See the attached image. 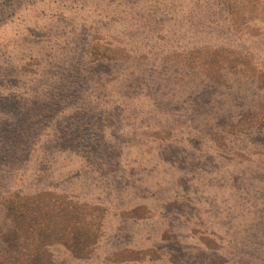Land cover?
<instances>
[{
    "label": "rangeland",
    "instance_id": "374dc122",
    "mask_svg": "<svg viewBox=\"0 0 264 264\" xmlns=\"http://www.w3.org/2000/svg\"><path fill=\"white\" fill-rule=\"evenodd\" d=\"M0 264H264V0L0 9Z\"/></svg>",
    "mask_w": 264,
    "mask_h": 264
},
{
    "label": "trees",
    "instance_id": "16d2710c",
    "mask_svg": "<svg viewBox=\"0 0 264 264\" xmlns=\"http://www.w3.org/2000/svg\"><path fill=\"white\" fill-rule=\"evenodd\" d=\"M25 2V1H32V0H0V9L8 7L11 4H14L16 2Z\"/></svg>",
    "mask_w": 264,
    "mask_h": 264
}]
</instances>
